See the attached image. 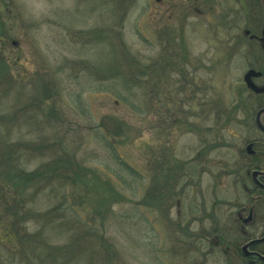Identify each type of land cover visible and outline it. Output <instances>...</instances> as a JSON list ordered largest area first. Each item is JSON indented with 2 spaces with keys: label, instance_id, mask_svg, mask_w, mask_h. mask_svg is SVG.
<instances>
[{
  "label": "rangeland",
  "instance_id": "rangeland-1",
  "mask_svg": "<svg viewBox=\"0 0 264 264\" xmlns=\"http://www.w3.org/2000/svg\"><path fill=\"white\" fill-rule=\"evenodd\" d=\"M193 2L0 0V264L189 263L248 54Z\"/></svg>",
  "mask_w": 264,
  "mask_h": 264
},
{
  "label": "flooded vegetation",
  "instance_id": "flooded-vegetation-1",
  "mask_svg": "<svg viewBox=\"0 0 264 264\" xmlns=\"http://www.w3.org/2000/svg\"><path fill=\"white\" fill-rule=\"evenodd\" d=\"M216 9L222 11L218 15L229 33L230 47L248 54L239 120L233 121L235 106L228 112L221 197L212 192L202 218L193 219L203 223L190 236L194 244L188 264H264V0L192 4L198 17L213 16ZM248 71L253 73L246 76ZM231 122L236 129H231ZM187 228L180 230L189 238Z\"/></svg>",
  "mask_w": 264,
  "mask_h": 264
},
{
  "label": "trees",
  "instance_id": "trees-1",
  "mask_svg": "<svg viewBox=\"0 0 264 264\" xmlns=\"http://www.w3.org/2000/svg\"><path fill=\"white\" fill-rule=\"evenodd\" d=\"M126 170L129 171L130 167L126 166ZM17 171L18 172H16L15 174L18 176L19 180L22 183V189L26 188L25 186H28L29 184L33 185V182H34V180H35V178L37 176L35 171H29V170H26V169L21 168V167ZM49 178H51V176H49ZM154 190H156V189H154ZM106 192L107 193L103 196V200L104 201H107L109 203L117 201L118 196H116L115 192L113 191V188L107 187V191ZM101 199H102V196H101ZM33 213L35 214L34 210L29 209V208L26 209L25 207H24V209L22 211V214L24 216H26L27 220L33 217ZM13 225H14V223H13ZM4 227L5 228L7 227L6 223H5ZM17 234H19V229L18 230H13L11 228H10V230L6 229L4 232H2V234L0 236V239L4 243L8 242L10 246H14L15 245V243H14V235H17Z\"/></svg>",
  "mask_w": 264,
  "mask_h": 264
},
{
  "label": "water",
  "instance_id": "water-1",
  "mask_svg": "<svg viewBox=\"0 0 264 264\" xmlns=\"http://www.w3.org/2000/svg\"><path fill=\"white\" fill-rule=\"evenodd\" d=\"M253 73V71H248L247 73H246V76H249V74H252Z\"/></svg>",
  "mask_w": 264,
  "mask_h": 264
}]
</instances>
